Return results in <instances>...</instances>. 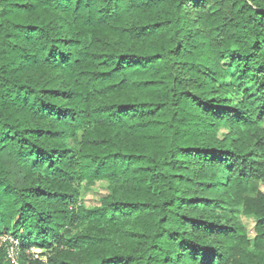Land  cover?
<instances>
[{
  "label": "trees",
  "instance_id": "16d2710c",
  "mask_svg": "<svg viewBox=\"0 0 264 264\" xmlns=\"http://www.w3.org/2000/svg\"><path fill=\"white\" fill-rule=\"evenodd\" d=\"M4 235L19 264H264V0H0Z\"/></svg>",
  "mask_w": 264,
  "mask_h": 264
},
{
  "label": "rangeland",
  "instance_id": "374dc122",
  "mask_svg": "<svg viewBox=\"0 0 264 264\" xmlns=\"http://www.w3.org/2000/svg\"><path fill=\"white\" fill-rule=\"evenodd\" d=\"M229 132V129L226 127H223L220 129L219 132V137H222L223 135L227 134ZM109 194L108 190V183L101 181V182H96L93 185H86L83 184L81 186V204L88 210H92L97 208L100 205L101 200L106 197ZM241 223L245 226L247 235L251 241L254 240L255 238V226H256V219L252 216H243L240 217ZM77 231L74 230H69L68 233L66 234L67 237L74 236V234ZM11 236L4 235L0 238V248H7L5 245L7 244V240ZM21 253L20 246L18 250L16 251V254L18 256V261H19V256ZM30 253L35 257V258H41L42 260H45V255L42 256L43 251L37 248H32ZM7 260V258H6Z\"/></svg>",
  "mask_w": 264,
  "mask_h": 264
},
{
  "label": "built area",
  "instance_id": "2783aa9c",
  "mask_svg": "<svg viewBox=\"0 0 264 264\" xmlns=\"http://www.w3.org/2000/svg\"><path fill=\"white\" fill-rule=\"evenodd\" d=\"M7 243H9V246L6 248V257L8 261L11 264H19L18 256L16 254V251L20 246L19 241L14 239L13 237H10L7 240Z\"/></svg>",
  "mask_w": 264,
  "mask_h": 264
}]
</instances>
